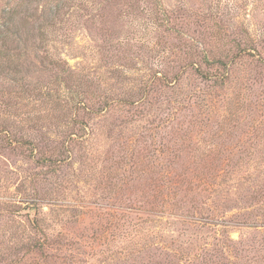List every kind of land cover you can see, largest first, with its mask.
Masks as SVG:
<instances>
[{"label": "rangeland", "instance_id": "obj_1", "mask_svg": "<svg viewBox=\"0 0 264 264\" xmlns=\"http://www.w3.org/2000/svg\"><path fill=\"white\" fill-rule=\"evenodd\" d=\"M263 59L264 0H0V264H264Z\"/></svg>", "mask_w": 264, "mask_h": 264}, {"label": "trees", "instance_id": "obj_2", "mask_svg": "<svg viewBox=\"0 0 264 264\" xmlns=\"http://www.w3.org/2000/svg\"><path fill=\"white\" fill-rule=\"evenodd\" d=\"M3 23H10V20H4L1 25H3ZM215 28L213 31V37L216 38V40L225 38L227 36L226 33V29L225 26H227V22L225 23H214ZM13 34L14 31H13ZM235 40V39H232ZM237 47H235V49H225L220 50V53H212L210 54V56L206 53H204L202 59L205 63H210L212 65H215L217 67H221V69H223V71H219V75H214L216 76V79L219 78V80L223 83L225 81H230L229 79V74H231V68L243 57L246 56H258L259 59L260 57V53L256 54V52L258 51L257 49H255L254 47H252V45L246 46L245 44H241V43H237L236 42ZM222 55V56H220ZM262 59V58H261ZM264 60V59H263ZM191 67H193V63L190 61L188 63ZM194 68V67H193ZM195 72L200 75L201 77H203L204 75L206 76L207 73H204L203 71H201L200 67H195ZM6 134H9L8 132ZM45 159V158H43ZM47 160V159H45ZM50 160V159H49ZM43 244L40 243L38 246V248L40 249L41 246Z\"/></svg>", "mask_w": 264, "mask_h": 264}]
</instances>
